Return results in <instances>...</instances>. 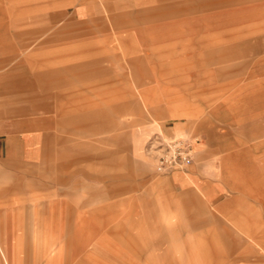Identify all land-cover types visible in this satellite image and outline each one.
I'll return each mask as SVG.
<instances>
[{
    "label": "rangeland",
    "instance_id": "obj_1",
    "mask_svg": "<svg viewBox=\"0 0 264 264\" xmlns=\"http://www.w3.org/2000/svg\"><path fill=\"white\" fill-rule=\"evenodd\" d=\"M7 134L35 157L0 171V264H264V0H0ZM176 138L192 162L158 172Z\"/></svg>",
    "mask_w": 264,
    "mask_h": 264
},
{
    "label": "crops",
    "instance_id": "obj_2",
    "mask_svg": "<svg viewBox=\"0 0 264 264\" xmlns=\"http://www.w3.org/2000/svg\"><path fill=\"white\" fill-rule=\"evenodd\" d=\"M10 59V58H9ZM112 82V79L109 77L104 76L103 78H101L95 85L94 88H99L101 86H107ZM93 88V89H94ZM49 97L52 98V95H48ZM75 97V93L74 92H58L55 95H53V98L57 101V102H67V103H73L67 107L62 108L59 106L58 108L54 109L55 114H67L70 112H75L77 110H79L80 107H78V105H76L74 103V100H72ZM72 100V101H71ZM81 109V108H80ZM49 111V109H48ZM40 125L45 124L46 121H44L43 118H39ZM17 127L16 124H14L11 128L15 129ZM36 139V138H35ZM22 140L23 139H18L17 137L14 136H9V134L5 135L4 137L0 136V171L2 172H10V171H15L16 168L18 167H22L24 166V163L26 160L28 161H32L33 158L35 157V151L33 150V146L30 143V147L26 150H24L23 146H22ZM29 140H33V137H29ZM33 166L29 168V170L25 171V177H28V180H30L31 182L33 181ZM85 176V175H84ZM89 176V174L87 175ZM29 177H31L29 179ZM41 178L44 179L47 183V187L50 183H52L54 185V189L51 187H48L46 189H42L41 193H39L37 196L38 198L40 197H45V196H49L50 194H53L56 196L57 194H59L60 192H62L63 190L65 191V185L68 182L69 176H65L61 173L58 174H54L51 170L49 171V169H47L46 171H43V173L41 174ZM73 179H74V175H73ZM77 179H75L73 182H75V184H77ZM32 191H30V195H24L23 197H21L20 199H9V202L12 203H17L19 201H24L25 203L32 201L33 199V195H32ZM6 199L2 198L0 199V202H5ZM20 209L18 207H14L11 206L10 207V211L8 212H1L0 211V252L2 254V256L7 260V253H5L3 250H10L12 251L14 248H10V246L8 248H6V244L9 245L10 242H12V244L16 245L17 242L19 241V236L22 235L23 229H24V224L21 223V218L22 215L24 214V212H22L21 210H17ZM1 217H5L4 219H8L10 220L8 224V226H6L5 231L7 233H3L2 232V223H1ZM5 226V224H3ZM9 237V239L7 238ZM6 238V239H5ZM1 245L3 247H1ZM10 256V255H9ZM8 256L9 260L11 259ZM13 261V259L11 260V262Z\"/></svg>",
    "mask_w": 264,
    "mask_h": 264
},
{
    "label": "built area",
    "instance_id": "obj_3",
    "mask_svg": "<svg viewBox=\"0 0 264 264\" xmlns=\"http://www.w3.org/2000/svg\"><path fill=\"white\" fill-rule=\"evenodd\" d=\"M158 143L156 151L158 172L181 170L192 162V142L189 138H176Z\"/></svg>",
    "mask_w": 264,
    "mask_h": 264
}]
</instances>
